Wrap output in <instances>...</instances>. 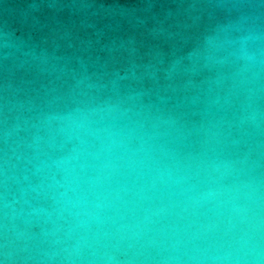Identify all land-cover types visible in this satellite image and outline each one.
Instances as JSON below:
<instances>
[{"label": "clouds", "instance_id": "1", "mask_svg": "<svg viewBox=\"0 0 264 264\" xmlns=\"http://www.w3.org/2000/svg\"><path fill=\"white\" fill-rule=\"evenodd\" d=\"M262 18L238 22L243 40L214 79L185 69L166 89L239 105L235 121L189 126L143 92L100 97L89 84L25 121L27 136L6 130L0 264H264Z\"/></svg>", "mask_w": 264, "mask_h": 264}, {"label": "water", "instance_id": "2", "mask_svg": "<svg viewBox=\"0 0 264 264\" xmlns=\"http://www.w3.org/2000/svg\"><path fill=\"white\" fill-rule=\"evenodd\" d=\"M253 11L264 8L249 0H0V148L6 130L27 136L25 121L67 103L77 85H95L100 97L143 92L153 111L178 110L189 126L235 121L239 105L166 89L185 69L196 83L214 79Z\"/></svg>", "mask_w": 264, "mask_h": 264}]
</instances>
